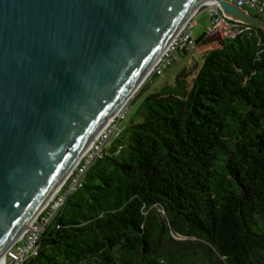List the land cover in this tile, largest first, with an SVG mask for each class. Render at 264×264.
Instances as JSON below:
<instances>
[{
  "label": "trees",
  "instance_id": "16d2710c",
  "mask_svg": "<svg viewBox=\"0 0 264 264\" xmlns=\"http://www.w3.org/2000/svg\"><path fill=\"white\" fill-rule=\"evenodd\" d=\"M28 264H264V30L147 94Z\"/></svg>",
  "mask_w": 264,
  "mask_h": 264
},
{
  "label": "water",
  "instance_id": "95a60500",
  "mask_svg": "<svg viewBox=\"0 0 264 264\" xmlns=\"http://www.w3.org/2000/svg\"><path fill=\"white\" fill-rule=\"evenodd\" d=\"M208 1L0 0V259Z\"/></svg>",
  "mask_w": 264,
  "mask_h": 264
},
{
  "label": "built area",
  "instance_id": "2783aa9c",
  "mask_svg": "<svg viewBox=\"0 0 264 264\" xmlns=\"http://www.w3.org/2000/svg\"><path fill=\"white\" fill-rule=\"evenodd\" d=\"M227 1L253 11L264 19V0ZM205 6H208L211 14V20L204 35L205 42L215 40V42L219 43L224 39L235 38L238 35L246 33L252 26L226 16L221 6L217 3L201 6L184 24L179 33L158 58L146 80L153 76H162L175 62L174 53L176 51L189 52L197 46V40L192 36V26L194 24V16ZM128 111L126 102L110 119L108 125L96 136L88 150L69 174L67 180L50 199L48 204L36 216L24 233L7 249L4 256L0 259V264H28L29 258L38 254L40 238L47 226L63 206L68 196L77 187L81 186L83 177L95 158L103 155V151L111 138L121 131L123 127L121 122L126 118Z\"/></svg>",
  "mask_w": 264,
  "mask_h": 264
},
{
  "label": "rangeland",
  "instance_id": "374dc122",
  "mask_svg": "<svg viewBox=\"0 0 264 264\" xmlns=\"http://www.w3.org/2000/svg\"><path fill=\"white\" fill-rule=\"evenodd\" d=\"M250 13L255 14L253 11H250ZM211 20V14L209 11L208 6H205L202 8L197 15L194 16V24L192 26V36L199 40L201 37L205 35V32L207 30V26L209 25ZM218 45L215 40L209 41V42H201L197 44V46L189 51V52H179L176 51L174 53V57L176 58L174 64L165 71V73L162 76H153V80L155 85L161 84L162 82H174L176 76L183 70L184 73H187L188 80L192 78V76L195 73V68L198 65H201L203 55L206 51L216 47ZM189 71V72H188ZM151 77L148 78L143 85L139 88V90L131 97L129 102H127V107L129 109L126 118L121 122V125L128 124L132 121V119H135L136 111L138 110L141 102L145 98L147 94H149V90L146 92L141 93L140 90L142 87H144ZM137 121V120H136ZM108 143V142H107Z\"/></svg>",
  "mask_w": 264,
  "mask_h": 264
},
{
  "label": "crops",
  "instance_id": "0c3cea01",
  "mask_svg": "<svg viewBox=\"0 0 264 264\" xmlns=\"http://www.w3.org/2000/svg\"><path fill=\"white\" fill-rule=\"evenodd\" d=\"M184 69H186V68H184ZM184 69H183V70H184ZM183 70H182V71H183ZM186 70H187V69H186ZM182 71H181V72H182ZM188 72H189V71H188ZM176 77H177V76H176ZM150 80H151V81H149V83H147V84H148V90H149L150 93L158 91L161 87H163V86H165V85H169V84H173V83H174V82H162L161 84L155 85L153 78L150 79Z\"/></svg>",
  "mask_w": 264,
  "mask_h": 264
},
{
  "label": "bare ground",
  "instance_id": "6f19581e",
  "mask_svg": "<svg viewBox=\"0 0 264 264\" xmlns=\"http://www.w3.org/2000/svg\"><path fill=\"white\" fill-rule=\"evenodd\" d=\"M208 2L211 3V1H208ZM116 113H117V112H116ZM110 119H111V118H110ZM110 119H109V121H110ZM109 121L104 125V127H106V125H108ZM104 127H103V128H104ZM103 128H102V129H103ZM99 133H100V132H99ZM55 194H56V193H55ZM55 194H54V195H55ZM54 195H53V196H54Z\"/></svg>",
  "mask_w": 264,
  "mask_h": 264
}]
</instances>
